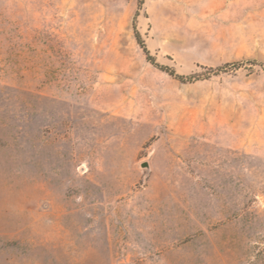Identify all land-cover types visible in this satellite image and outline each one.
I'll return each instance as SVG.
<instances>
[{"label": "rangeland", "instance_id": "rangeland-1", "mask_svg": "<svg viewBox=\"0 0 264 264\" xmlns=\"http://www.w3.org/2000/svg\"><path fill=\"white\" fill-rule=\"evenodd\" d=\"M0 264H264V0H0Z\"/></svg>", "mask_w": 264, "mask_h": 264}, {"label": "trees", "instance_id": "trees-1", "mask_svg": "<svg viewBox=\"0 0 264 264\" xmlns=\"http://www.w3.org/2000/svg\"><path fill=\"white\" fill-rule=\"evenodd\" d=\"M134 31H135V37H136V40L138 42V44L142 47L146 57H147V60L153 65L155 66L157 69L161 70L162 72H165L167 73L169 76L179 80L180 82H192V81H196L197 78L199 76H190V77H186V76H182V75H178L175 70L167 67V66H161L159 64H156L154 58L151 56L150 52L147 50V48L145 47L144 45V42L142 41V38L139 34V32L136 30V27L134 26ZM231 66H234V65H226L224 67H222L221 69H217L216 71H221V70H224L228 67H231Z\"/></svg>", "mask_w": 264, "mask_h": 264}, {"label": "water", "instance_id": "water-1", "mask_svg": "<svg viewBox=\"0 0 264 264\" xmlns=\"http://www.w3.org/2000/svg\"><path fill=\"white\" fill-rule=\"evenodd\" d=\"M142 167L149 168V165H148V163H144V164H142Z\"/></svg>", "mask_w": 264, "mask_h": 264}]
</instances>
